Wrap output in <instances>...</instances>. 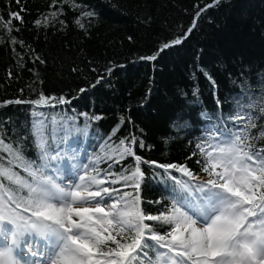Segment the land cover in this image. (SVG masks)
<instances>
[{"label": "trees", "instance_id": "1", "mask_svg": "<svg viewBox=\"0 0 264 264\" xmlns=\"http://www.w3.org/2000/svg\"><path fill=\"white\" fill-rule=\"evenodd\" d=\"M14 11L23 23L13 20L10 33L0 27V103L35 100L40 93L68 101L0 106V136L37 164V119L44 121L51 154H66L51 161L52 169L69 164L79 170L135 136L145 145L135 149L143 160L186 165L199 178L208 176L198 144L207 147L220 131L255 135L264 129V0H0L4 20ZM177 38L180 44L159 51ZM253 143L264 146V140ZM110 163L101 159L95 166L106 170ZM134 164L128 157L111 170ZM52 169L48 174L60 175ZM141 169V206L158 214L178 186L151 163ZM170 175L188 180L175 170Z\"/></svg>", "mask_w": 264, "mask_h": 264}, {"label": "snow or ice", "instance_id": "2", "mask_svg": "<svg viewBox=\"0 0 264 264\" xmlns=\"http://www.w3.org/2000/svg\"><path fill=\"white\" fill-rule=\"evenodd\" d=\"M8 15V20L0 16V27L10 33L12 21L23 23V18L20 11ZM35 23L39 26L41 21ZM76 23L84 27L80 20ZM181 42L177 38L159 51ZM144 59L155 60L156 55ZM13 103L54 107L68 101L40 93L35 100H9L0 106ZM45 127L43 120L33 123L39 164L0 136V264H264V146L253 143L264 140V129L255 135L220 131L205 141L207 147L198 144L207 180L186 165L143 160L135 149L145 145L131 136L110 146L106 157L83 165L75 180L71 179L73 166H69L71 182L64 184L60 175L48 174L51 161H61L66 154H51ZM216 136L225 139L212 143ZM128 157L134 158V167L111 170L112 163L120 164ZM101 159L112 161L106 170L95 166ZM143 163L163 169L178 186L172 189L169 205L155 215L141 206ZM52 170L58 173L61 166ZM170 170L188 180L171 176ZM117 184L131 191L112 187ZM37 256L42 261L31 259Z\"/></svg>", "mask_w": 264, "mask_h": 264}, {"label": "rangeland", "instance_id": "3", "mask_svg": "<svg viewBox=\"0 0 264 264\" xmlns=\"http://www.w3.org/2000/svg\"><path fill=\"white\" fill-rule=\"evenodd\" d=\"M63 178H64V179H63V183H64V184H68V183L71 182V180L69 179V175H67V176H64V175H63ZM71 179H72V178H71ZM75 179H76V177L73 178L72 180H75ZM200 179H201V180H207L208 178H207V177H203V178H200ZM67 181H68V182H67ZM93 206H94V205H93ZM33 246H34V245H33ZM33 246H32V250H33ZM25 250H26L25 252H28V248H26ZM41 258H42V257L39 256L38 258H36V261H37V260H40ZM31 259H33V258H31ZM33 260H35V259H33Z\"/></svg>", "mask_w": 264, "mask_h": 264}]
</instances>
